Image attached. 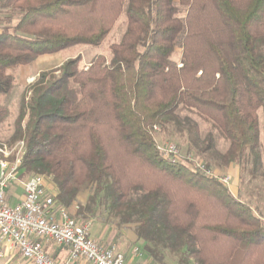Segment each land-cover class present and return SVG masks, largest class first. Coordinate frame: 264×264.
Here are the masks:
<instances>
[{
    "label": "trees",
    "instance_id": "obj_1",
    "mask_svg": "<svg viewBox=\"0 0 264 264\" xmlns=\"http://www.w3.org/2000/svg\"><path fill=\"white\" fill-rule=\"evenodd\" d=\"M6 5L19 17L0 32L3 95L18 67L78 44L100 45L127 17L109 59L98 55L85 69L80 56L69 58L27 86L10 140L25 143L22 172L51 178L57 204L79 206L78 216L94 214L103 195L117 226L136 224L160 264L166 251L178 264H264V219L218 178L164 157L154 136L178 120L181 106L195 108L229 140L220 151L209 134L203 151L210 159L229 166L251 158L261 167L264 0ZM182 5L186 15L179 17ZM177 47L180 63L172 59ZM189 131L197 133L196 126ZM92 186L83 208L79 194Z\"/></svg>",
    "mask_w": 264,
    "mask_h": 264
},
{
    "label": "built area",
    "instance_id": "obj_2",
    "mask_svg": "<svg viewBox=\"0 0 264 264\" xmlns=\"http://www.w3.org/2000/svg\"><path fill=\"white\" fill-rule=\"evenodd\" d=\"M164 157L179 161V149L171 144L161 146ZM25 151L23 140L15 144L0 139V260L6 253H18L32 264H75L85 261L90 264H139L129 261L127 255L114 245H105L91 236L93 219L74 216L66 207L57 204L47 186V177L34 174L22 176ZM191 166L211 175L202 164L195 161ZM228 184L230 177H218ZM21 186L19 201L11 203L8 192ZM76 209L79 206L75 207ZM46 243L67 250L64 258H55L46 248ZM133 255L140 254L138 247Z\"/></svg>",
    "mask_w": 264,
    "mask_h": 264
},
{
    "label": "rangeland",
    "instance_id": "obj_3",
    "mask_svg": "<svg viewBox=\"0 0 264 264\" xmlns=\"http://www.w3.org/2000/svg\"><path fill=\"white\" fill-rule=\"evenodd\" d=\"M179 17L186 15L187 6L182 5ZM127 25V17L123 13L112 25V28L106 38L100 45L94 46L89 44H78L69 49L67 54L75 58L80 56L82 58L80 67L88 68L92 60L98 56L103 55L107 59L111 57V45L120 41ZM183 55V49L177 47L172 54V59L180 63ZM67 58V59H69ZM66 61V60H65ZM19 67L14 71V86L8 95L0 94V139L7 143L15 144L17 141L11 142V137L15 130V121L20 110V103L22 94L30 84L34 83L37 79L29 84H22L17 79ZM260 121V143H261V167L256 169L253 160L250 158L243 164L233 163L229 166H219L216 162L210 159L209 152L203 151V146L209 134L214 137L215 147L220 151H225L229 146V140L225 137L223 132L213 125L211 120L202 116L195 108L181 106L178 111V120L171 121L164 128H159L154 133L156 142L161 146L174 144L178 147V159L181 162L193 166L195 161L202 164L207 170L212 173L210 176L230 177L228 184H225L229 191L239 200L251 206L257 216L264 219V114L263 110L259 109ZM189 125L196 126L197 133L189 131ZM208 164L210 166H208ZM23 177H28L34 174H27L22 172ZM49 177H47V186H52ZM113 180V179H112ZM20 187V186H18ZM53 187V186H52ZM49 189V188H48ZM18 188L11 189L8 192V200L11 202L19 198ZM94 192V187L82 191L77 199V204L83 208L89 201V198ZM96 212H88L83 210L80 216L83 219H97L108 225H116L118 219L110 215L108 203L103 198V195L96 201ZM75 210H78L75 208ZM118 227V226H117ZM136 224H126L118 228H135ZM12 254H15L12 253ZM173 255V254H172ZM176 255H174L175 257Z\"/></svg>",
    "mask_w": 264,
    "mask_h": 264
},
{
    "label": "crops",
    "instance_id": "obj_4",
    "mask_svg": "<svg viewBox=\"0 0 264 264\" xmlns=\"http://www.w3.org/2000/svg\"><path fill=\"white\" fill-rule=\"evenodd\" d=\"M7 0H0V32L3 26L14 24L19 15L13 12L10 6L6 5ZM70 48L39 56L33 63L28 65H22L18 69L17 79H19L22 84H29L33 80L37 79L40 72L44 70L54 69L60 66L67 58L71 57L67 54ZM51 183V182H50ZM52 185V183H51ZM53 186V185H52ZM48 186L49 190L56 195L57 189L53 186ZM18 188L19 198L16 201H11V203H16L22 196L23 190L18 186H14L11 189ZM78 199H81L79 196ZM69 211L76 217L77 215L75 207H70ZM91 236L98 242L105 245H114L118 250L124 252L129 261L132 263L139 264H160L158 263L149 253L147 249V243L143 239H140L135 231V228H118L116 225H108L100 220L94 219L91 229ZM138 247L140 249V254L133 255L132 250ZM46 248L55 257L62 259L66 256L67 250L57 247L52 243H46ZM163 263L164 264H178L177 256L174 257L171 253L166 251L164 253ZM0 264H32L29 260L21 257L20 254L6 253L5 257L0 260ZM75 264H90L85 261H77Z\"/></svg>",
    "mask_w": 264,
    "mask_h": 264
}]
</instances>
